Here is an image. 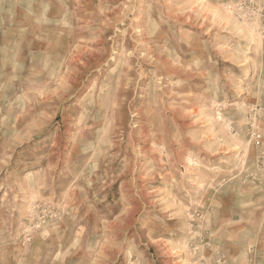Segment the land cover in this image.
<instances>
[{
	"label": "rangeland",
	"instance_id": "obj_1",
	"mask_svg": "<svg viewBox=\"0 0 264 264\" xmlns=\"http://www.w3.org/2000/svg\"><path fill=\"white\" fill-rule=\"evenodd\" d=\"M19 9L69 23L0 79V264H264V0Z\"/></svg>",
	"mask_w": 264,
	"mask_h": 264
},
{
	"label": "crops",
	"instance_id": "obj_2",
	"mask_svg": "<svg viewBox=\"0 0 264 264\" xmlns=\"http://www.w3.org/2000/svg\"><path fill=\"white\" fill-rule=\"evenodd\" d=\"M21 11L0 14V79H16L18 71H26L29 77L25 85L40 87L45 85L41 79L48 70L43 64L60 63L57 56L63 54L64 24L69 21L63 15L18 14Z\"/></svg>",
	"mask_w": 264,
	"mask_h": 264
}]
</instances>
